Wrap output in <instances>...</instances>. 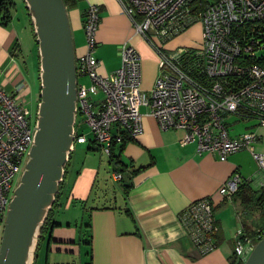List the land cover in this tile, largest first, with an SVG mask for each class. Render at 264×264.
Listing matches in <instances>:
<instances>
[{"label": "crops", "instance_id": "crops-1", "mask_svg": "<svg viewBox=\"0 0 264 264\" xmlns=\"http://www.w3.org/2000/svg\"><path fill=\"white\" fill-rule=\"evenodd\" d=\"M21 1L38 45L32 18L25 1ZM10 2L9 17L5 18V12L0 9V85L16 95L24 106L31 96L34 116L40 102V56L37 52L38 62L37 66L33 65L34 78L29 84L22 68L27 64L20 48L21 34L29 37L30 32L27 33V27L14 13L15 1ZM90 3L99 5L94 50L99 62L97 72L107 75L118 68L119 46L127 42L140 55L141 86L149 93L160 72L158 55L148 41L135 32L118 0H81L67 9L74 34L75 58L85 51L83 18ZM193 29L201 35V25L195 23L165 43L166 50L194 45L192 36L197 34ZM78 81L90 83L87 76H79ZM99 97L101 92H98ZM139 109L143 131L124 145L115 144L113 161L101 151L82 117L77 116L74 130L78 138L68 153L51 225L39 243L37 238L31 264L36 262L41 239H46L45 264H229L235 252L238 229L251 236L257 230H264L261 216H253L260 214L258 210L248 208L238 196L222 198L218 194L222 182L234 172L240 174L241 184L250 192L262 187L264 174L258 175L260 171L249 151L233 153L224 161L207 151L198 153L195 142L180 144L183 129L160 130L147 107L143 105ZM232 118L233 122L246 124L233 131L228 122L230 136L253 130L260 136L254 148L264 153V126L258 125L255 119ZM114 169L121 171L118 180L112 177ZM253 184L256 188H252ZM206 196L215 204L219 229L216 248L201 254L184 234L179 216L191 201ZM2 226L0 222V239Z\"/></svg>", "mask_w": 264, "mask_h": 264}, {"label": "built area", "instance_id": "built-area-1", "mask_svg": "<svg viewBox=\"0 0 264 264\" xmlns=\"http://www.w3.org/2000/svg\"><path fill=\"white\" fill-rule=\"evenodd\" d=\"M118 2L135 32L156 51L160 72L149 93L144 91L140 55L124 42L119 46L120 66L107 75L99 74V62L94 55L99 5L88 4L83 18L85 51L75 58L73 141L78 138L74 126L80 114L101 151L109 156L115 144L142 133L139 108L144 105L160 130L185 131L180 144L195 142L198 153L210 152L221 161L247 150L257 170L264 174V153L254 148L260 136L253 130L237 136H230L228 131V119L232 116L255 119L264 126V0H209L201 9L196 0ZM195 23L201 25L197 46L166 50L165 43ZM79 76H87L89 85L79 82ZM98 92H101L99 98ZM37 117L38 111L33 116L16 95L0 85L2 224L14 195L13 178L21 172L25 160L26 164L34 144ZM112 177L118 180L121 173L113 170ZM242 181L238 172L232 173L222 182L218 194L230 198ZM214 209L212 198L206 196L191 201L179 216L184 234L201 254L216 248L219 226ZM263 235L264 230H257L251 236L238 229L236 259L243 263Z\"/></svg>", "mask_w": 264, "mask_h": 264}, {"label": "water", "instance_id": "water-1", "mask_svg": "<svg viewBox=\"0 0 264 264\" xmlns=\"http://www.w3.org/2000/svg\"><path fill=\"white\" fill-rule=\"evenodd\" d=\"M24 1L40 56L38 129L3 222L0 264H26L33 237H38L59 191L73 144L77 76L66 6L63 0ZM242 264H264V235Z\"/></svg>", "mask_w": 264, "mask_h": 264}, {"label": "rangeland", "instance_id": "rangeland-1", "mask_svg": "<svg viewBox=\"0 0 264 264\" xmlns=\"http://www.w3.org/2000/svg\"><path fill=\"white\" fill-rule=\"evenodd\" d=\"M14 1L16 3V8L14 10V13L16 14L17 18L21 21V23H23L27 27L26 28L27 33L30 32V36L29 37L25 33L21 34V44H22L21 46H22V48H20V50H22L21 52H22V54L24 56V59L26 61V64H27L26 67L22 65V68H23V71L26 74L27 81L29 82V84H31L33 82L32 79L34 78L32 69H33V65L37 66V62H38L37 52H39L38 51L39 49H38V45L35 42V38L32 36L31 29H29L30 25H29V20H28L27 14H26L24 3L21 0H14ZM21 23H17V24H21ZM70 30H71V27H70ZM194 31H196V29ZM71 34H72V39H73L74 38V34H73L72 30H71ZM83 34H84V32H83ZM196 34L197 35H193L192 36V43L194 45H187V47L188 46H197L199 44V42H200V40H199L200 39L199 31H196ZM30 37H31V39H30ZM77 38L78 37L76 36L75 39H77ZM84 40H85V36H84ZM182 47H186V46H182ZM21 52L19 50L17 51L18 57L21 56L20 55ZM164 70H166V68H164ZM34 106H35L34 105V101H31V96L28 97L26 99L25 107L31 112V114L34 113V111H33L34 110ZM228 122L230 123L229 127L231 129H233V131L242 129L243 126L246 124L244 121H235V122H233V118L232 117H230L228 119ZM249 123H251V121H249ZM25 161L21 165V169H22L21 172L15 174V176L13 178V183H14L13 187L14 188L16 187V185L18 184V182L20 180L21 173H22V171L24 169V166H25ZM258 175H260V177H262L261 172H259ZM258 178H259V176H258ZM253 185L254 186H252V188H256L257 185H255V184H253ZM253 216L255 218H258V216L260 217L261 214L258 215V213L257 214L254 213ZM37 238H36V243H37ZM43 240L41 239V242H40V245H39V248H38V251H37L38 257L35 260L36 261L35 264H45V253H46L45 240L46 239L44 241ZM74 260L77 261L78 258H74Z\"/></svg>", "mask_w": 264, "mask_h": 264}, {"label": "trees", "instance_id": "trees-1", "mask_svg": "<svg viewBox=\"0 0 264 264\" xmlns=\"http://www.w3.org/2000/svg\"><path fill=\"white\" fill-rule=\"evenodd\" d=\"M79 1H81V0H63L64 4L66 6V9H70V8L75 7L79 3ZM208 2H209V0H196L195 3H199L198 8L201 9V8H204ZM11 6H12V3L10 2V0H0V9L5 12V16H6L5 18L9 17L8 12H9V8ZM94 141H95V139H94ZM125 142H127V141H124V143ZM124 143H121V144L124 145ZM121 144H119V145H121ZM108 157L111 161H113L114 158L116 157L113 153V147H112ZM114 170L121 172L119 169H114ZM60 192L61 191H60V185H59V191L55 195V199H54L51 207L48 209L46 218L43 221V224L41 226L40 233L38 235V243H39V239L44 235V233L48 230V228L51 225L50 223H51V218H52L53 211L55 208L54 206L56 204L55 202L57 201ZM233 195L238 196L240 198L241 202L244 203L248 208L258 210L261 214V218H262L263 226H264V187L262 186L259 189L255 190V191L253 190L250 192L248 190V187L243 186V184H240L238 186L237 191ZM229 264H242V262L238 261L236 259V256L233 253L232 259L230 260Z\"/></svg>", "mask_w": 264, "mask_h": 264}, {"label": "bare ground", "instance_id": "bare-ground-1", "mask_svg": "<svg viewBox=\"0 0 264 264\" xmlns=\"http://www.w3.org/2000/svg\"><path fill=\"white\" fill-rule=\"evenodd\" d=\"M37 233V232H36ZM37 236V234H35ZM36 243V237H33L32 243L29 247L27 258H26V264H31L32 263V258H33V249L35 247Z\"/></svg>", "mask_w": 264, "mask_h": 264}]
</instances>
